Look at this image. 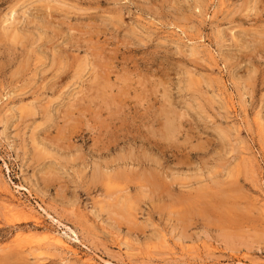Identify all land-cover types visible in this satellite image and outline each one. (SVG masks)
I'll list each match as a JSON object with an SVG mask.
<instances>
[{
	"label": "rangeland",
	"instance_id": "1",
	"mask_svg": "<svg viewBox=\"0 0 264 264\" xmlns=\"http://www.w3.org/2000/svg\"><path fill=\"white\" fill-rule=\"evenodd\" d=\"M263 6L0 0V264H264Z\"/></svg>",
	"mask_w": 264,
	"mask_h": 264
},
{
	"label": "bare ground",
	"instance_id": "2",
	"mask_svg": "<svg viewBox=\"0 0 264 264\" xmlns=\"http://www.w3.org/2000/svg\"><path fill=\"white\" fill-rule=\"evenodd\" d=\"M56 3V2H55ZM263 8H264V6H263ZM82 10V9H81ZM11 17V16H10ZM8 20V19H7ZM10 20V19H9ZM11 20H12V18H11ZM10 22H12V21H10ZM6 23H4V25H5ZM8 25H9V23H7ZM12 25H13V23H12ZM9 27H11V26H9ZM8 28V27H7ZM44 29V28H43ZM256 39V38H255ZM252 43V42H251ZM262 43V42H261ZM50 44H52V43H50ZM255 44V43H254ZM256 45H257V43H256ZM261 46V45H260ZM58 49H60V48H58ZM95 59V58H94ZM55 64V63H54ZM52 65V64H51ZM93 65V64H92ZM53 66V65H52ZM51 67V66H50ZM96 72V71H95ZM103 72V71H102ZM42 75V74H41ZM249 77V76H248ZM81 82H82V80H81ZM88 83V82H87ZM101 83V82H100ZM105 83V82H104ZM91 85V84H90ZM54 86V85H53ZM111 86V85H110ZM90 87V86H89ZM97 89V88H96ZM51 90V89H50ZM89 90H90V88H89ZM92 91V90H91ZM83 94V93H82ZM93 95V94H92ZM99 95V94H98ZM84 97H86V96H84ZM82 98V97H81ZM85 99V98H84ZM65 100V99H64ZM76 100V99H75ZM80 100V99H79ZM78 101V100H77ZM93 103V102H92ZM164 103V102H163ZM97 104V103H96ZM171 104V103H170ZM106 109V108H105ZM173 113V112H172ZM171 113V115H173ZM176 114H174L173 116L174 117H176L175 116ZM179 115V114H178ZM167 116H168V114H167ZM182 116V115H181ZM170 117V116H169ZM174 119V118H173ZM181 119V118H180ZM176 120H166V124H165V131H166V137H167V139L170 137V138H173L172 136H174V134H175V132L177 131V128H176V126H175V122ZM163 122V121H162ZM181 122V121H180ZM261 128V127H260ZM177 134V133H176ZM160 135V134H159ZM179 136V135H178ZM161 139V138H160ZM1 189V188H0ZM11 200V199H10ZM9 200V201H10ZM8 201V200H7ZM6 201V202H7ZM12 201V200H11ZM6 204V203H5ZM14 204H15V202H14ZM18 204H19V202H18ZM17 204V205H18ZM7 206L5 207V209H6V211L9 213V214H11V213H13V215L15 214V215H17V214H26V215H28V216H30V218H33V219H35V217H34V214H33V212L31 213L30 212V210H27V211H29V212H26V211H24V209H22V210H20L18 207H15L12 203H10L9 205L8 204H6ZM16 205V204H15ZM19 206V205H18ZM22 206V205H21ZM20 206V207H21ZM22 208V207H21ZM26 210V209H25ZM42 210H44V209H42ZM32 211V210H31ZM44 212V211H43ZM36 214V213H35ZM39 214V213H38ZM36 216V215H35ZM49 216V215H48ZM51 217V216H50ZM50 220H51V218H50ZM53 220V222H55L54 221V219H52ZM58 222V221H57ZM57 224V223H56ZM94 225V224H93ZM97 225V224H96ZM95 225V226H96ZM63 226V225H62ZM92 226V225H91ZM92 229H94V226L93 227H91ZM96 229V228H95ZM98 230H100V229H98ZM98 230H97V232H98ZM94 231V230H93ZM67 232H69L70 234H72L73 235V237L72 238H74L73 239V241L75 242V243H79V238L77 237V235L78 234H76V232L75 231H72V229H67ZM67 232H64V233H62V234H56V235H51V236H48L47 235V233H46V236L43 234V236H44V238H46L47 237V239L46 240H48L49 239V241H50V243H51V245L53 246V247H55L56 249H58V251H62V254H72L73 253V251H72V248L70 247V245L67 243V241H66V239L68 240V233ZM71 238V237H70ZM71 238V239H72ZM70 239V240H71ZM70 240H68V241H70ZM48 243V242H47ZM82 244V243H81ZM81 246H83V245H81ZM19 247V246H18ZM44 247V246H43ZM50 247V246H49ZM51 248V247H50ZM54 248V249H55ZM32 249V248H31ZM49 249V248H48ZM53 249V248H52ZM55 249V250H56ZM21 250H23V249H21ZM34 250V249H33ZM42 250V249H41ZM47 250V249H46ZM42 251H40V253H41ZM30 253V252H29ZM35 253V252H34ZM37 253V252H36ZM19 254V253H18ZM42 254V253H41ZM44 254V253H43ZM75 254V253H74ZM73 254V255H74ZM31 255V254H30ZM73 255H70V256H72L73 257ZM76 255V254H75ZM69 256V255H68ZM36 257V256H35ZM64 257H65V255H64ZM76 257V256H75ZM99 258V257H98ZM102 259V258H101ZM64 260H65V258H64ZM99 260H100V258H99ZM66 261V260H65ZM92 261V260H91ZM104 261V260H103ZM61 262H64V261H61ZM102 262V261H101ZM89 263V262H88ZM91 264V263H90ZM104 264H113V263H110V262H105ZM116 264V263H115Z\"/></svg>",
	"mask_w": 264,
	"mask_h": 264
}]
</instances>
